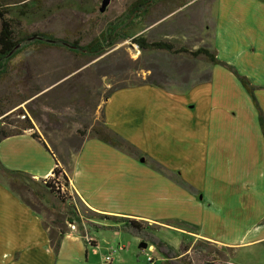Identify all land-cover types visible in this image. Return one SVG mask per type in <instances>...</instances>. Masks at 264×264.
<instances>
[{
  "label": "crops",
  "instance_id": "1",
  "mask_svg": "<svg viewBox=\"0 0 264 264\" xmlns=\"http://www.w3.org/2000/svg\"><path fill=\"white\" fill-rule=\"evenodd\" d=\"M204 11L210 21L198 25ZM142 18L149 43L206 49L246 77L258 108L224 67L160 51L172 67H188L183 79L120 88L102 106L107 128L136 154L87 136L61 160L25 131L0 141L1 166L42 182L58 164L73 197L95 215L160 225L175 250L194 239L227 252L225 264H264V0L155 2L135 25ZM83 232L66 233L55 254L42 214L0 176V264H81L63 257L66 243L84 246L90 264L100 245Z\"/></svg>",
  "mask_w": 264,
  "mask_h": 264
},
{
  "label": "rangeland",
  "instance_id": "2",
  "mask_svg": "<svg viewBox=\"0 0 264 264\" xmlns=\"http://www.w3.org/2000/svg\"><path fill=\"white\" fill-rule=\"evenodd\" d=\"M103 1L42 0L44 14L22 23L21 28L27 34L46 33L69 45L79 42L81 47L88 45L109 26L119 29L121 39L98 58L74 54L69 47L62 45L54 48L24 45L11 63L12 74L0 81V102L5 112L0 117V130L18 132L25 127V118H30L34 125L32 132L46 141L61 160H65L81 140L90 136L92 125L102 121L103 103L114 91L146 84L162 86L170 78H184L188 70L186 65L172 67L163 52L141 51L132 43V39L146 36L145 18L138 26L125 19L128 7L136 0H110L106 11L101 13ZM182 1L197 0H157L158 3ZM203 14L198 25L203 20L210 21L208 11ZM156 34L160 36V30ZM31 182L33 188L15 186L13 190L42 214L45 226L55 239L59 238L60 232L78 233L82 237L84 230L95 237L100 248L90 252V264H103L104 257L110 253L115 258L113 264H150L144 250L139 249L140 238L125 232H120L118 238L109 231L97 230L87 222L112 225L114 221L93 214L80 206L74 197L62 204L55 195L45 191L41 182ZM33 192L38 193L39 199ZM72 216H76L75 223L70 221ZM149 227L155 236L161 238L160 225ZM87 240H84L87 245L94 246L93 241ZM81 246L66 243L63 257L77 255L81 257V264H87L85 249ZM179 249H188L182 259L184 264H225L228 257L227 252L194 239L183 241ZM153 256L158 264H167L157 251Z\"/></svg>",
  "mask_w": 264,
  "mask_h": 264
},
{
  "label": "trees",
  "instance_id": "3",
  "mask_svg": "<svg viewBox=\"0 0 264 264\" xmlns=\"http://www.w3.org/2000/svg\"><path fill=\"white\" fill-rule=\"evenodd\" d=\"M155 2H157V0L134 1L128 7L125 14V19L127 23H135V20L140 17H143L148 11V9L151 7V5ZM44 12L45 10L43 11L42 0H22L20 2H9L8 0H3L2 2H0V81L12 74L13 66L11 65V63L21 53L24 45L38 44L46 48H54L58 47L59 45H62L65 47H69L71 52H73L74 54H79L83 57L98 58L105 54L107 50L113 48L117 41L121 39L118 32L119 29L113 26H109L97 38L93 39L88 45L83 47L79 46V42H74L72 45H69L61 40H56L51 35L46 33L27 34L22 30L21 27L24 21L33 20L36 17L43 15ZM131 41L141 51H165L174 55L185 53L191 55L193 58L203 57L211 64H216L224 67L226 70L231 72L239 80V82L247 90V92H249V94L254 99L255 106L258 108V105L254 98V91L257 88L254 87L246 77L239 75L233 67L229 66L226 63L219 62L215 53H211L210 51L203 48L198 49L195 52H189L186 49H176L174 45L168 42L149 43L147 39L142 36L134 38ZM2 108L4 107L2 105V102H0V117H3L5 115V112L2 110ZM25 120V127L18 132L7 133L0 130V141L8 137L21 135L25 131H33L34 125L32 123V120L30 118H25ZM260 121L264 133V120L261 114ZM32 137L33 139H36L39 142L43 143V145L46 147L45 143L35 133L32 134ZM89 137L96 138L97 140L107 145H110L116 149H119L125 153L131 155L136 154L134 147L118 135L114 134L111 130H109L103 120L100 123L92 125ZM61 172L62 171L59 168V165L57 164V167L53 171V174L57 176ZM0 176L8 183L12 190L15 186L22 187L24 189H29L32 187L30 184L32 183L31 181L37 183L32 180L28 175L22 172H12L4 169L1 166V163ZM64 181L68 185V180L65 176ZM41 184L44 185V182L42 181ZM44 189L49 191V194L55 195L56 198L59 199L62 204L68 202L67 198H63L59 196V194H57V192L54 190L53 186H51L50 183L47 182L44 185ZM33 194L39 199L38 193L33 192ZM25 203L31 209L37 211L29 203ZM75 217L72 216V218H70V221L72 223L76 222ZM102 217L105 220H113L114 225L105 226L100 224H94L91 222L90 224L99 231L105 230L109 232H125L127 234H131L137 238H140L142 242L153 246L167 264H184L182 263L183 257L181 256L186 254L188 252V249H184V251L175 250L173 247L165 243L161 238L155 236L153 233V229L149 227V225L145 222L126 218L116 219L104 216ZM59 235V238L55 239V237H53L51 232L49 231L51 245L55 254H58L61 247V242L66 233L60 232Z\"/></svg>",
  "mask_w": 264,
  "mask_h": 264
},
{
  "label": "built area",
  "instance_id": "4",
  "mask_svg": "<svg viewBox=\"0 0 264 264\" xmlns=\"http://www.w3.org/2000/svg\"><path fill=\"white\" fill-rule=\"evenodd\" d=\"M59 168L61 169L60 166ZM61 171L62 172L59 175L56 176L55 174H52L49 178H47L43 182H44V185L47 182L50 183L51 186H53L54 190L57 192V194H59V196L70 200L71 198H73V194L71 193V190L69 189V184L67 185L66 182L64 181L65 175L62 169ZM72 228L74 229L75 227L72 226ZM144 252L150 264H158V260L153 256L155 252V248L153 246H148V248L144 250ZM113 253H116V252L113 251ZM112 261H113L112 254H110L109 256L105 258L104 264H112Z\"/></svg>",
  "mask_w": 264,
  "mask_h": 264
},
{
  "label": "water",
  "instance_id": "5",
  "mask_svg": "<svg viewBox=\"0 0 264 264\" xmlns=\"http://www.w3.org/2000/svg\"><path fill=\"white\" fill-rule=\"evenodd\" d=\"M109 3H110V0H104V1H103V3H102V7H101V9H100V12H101V13H104V12L106 11V9H107ZM147 248H148V244H147V243H145V242H141V243L139 244V249H140V250H146Z\"/></svg>",
  "mask_w": 264,
  "mask_h": 264
}]
</instances>
